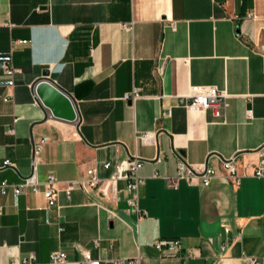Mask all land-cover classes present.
Here are the masks:
<instances>
[{"label": "crops", "instance_id": "0c3cea01", "mask_svg": "<svg viewBox=\"0 0 264 264\" xmlns=\"http://www.w3.org/2000/svg\"><path fill=\"white\" fill-rule=\"evenodd\" d=\"M5 62L17 69L12 78ZM45 70L72 97L76 124L45 119L33 90ZM192 86L226 94L222 118L179 104ZM133 89L141 98L131 104L124 96ZM146 133L156 144L140 140ZM134 156L143 161L141 218L128 212L122 181L118 200L89 188L68 199L62 190L89 168L108 179ZM263 158L264 0H0V182L35 172L40 184L0 196V264L29 254L44 264L53 251L71 262L88 251L98 261L264 264V176L254 177ZM180 159L216 174L208 186L182 179L171 188L165 177L176 176ZM49 176L61 188L54 207L42 193ZM157 240L182 250L160 252ZM185 249L199 255L184 258Z\"/></svg>", "mask_w": 264, "mask_h": 264}, {"label": "built area", "instance_id": "2783aa9c", "mask_svg": "<svg viewBox=\"0 0 264 264\" xmlns=\"http://www.w3.org/2000/svg\"><path fill=\"white\" fill-rule=\"evenodd\" d=\"M174 28V27H173ZM3 73L12 78L17 72V69L10 63L5 62L2 65ZM141 96L137 89H133L131 93L124 96V100L134 104ZM179 104L187 110H199L207 111L211 110L216 118H222L223 112L227 107L226 94L213 86H192L189 92L185 95L179 96ZM171 109L162 110L159 114V118H169L171 116ZM252 111L247 112L248 117L251 116ZM13 132V130H11ZM140 140L149 144H156V139L152 134L146 133L141 135ZM48 140L43 139L39 144L34 146V154H38L42 148V145ZM143 161L138 157H130L124 161H121L115 165V171L113 175L108 179H101L97 176L96 171L89 168L85 172V176L81 179L68 181L61 183L62 190L69 199L70 194L77 188H89L99 189V195L102 198H111L114 200L119 199L118 184L120 181L125 183V189L131 194L130 198L126 200L128 212L135 214L138 218L146 215V212L142 210L138 202V192L143 185V178L139 174V170L142 167ZM10 165L8 161L4 162V166ZM223 165L228 173L227 178L232 182L234 186H238L240 183L239 177L236 173V167L233 160H226ZM105 169L110 168V164H104ZM215 171L209 169L205 164L200 165H188L183 160L178 161L177 173L174 177H165L167 184L171 188H177L180 180H185L189 184L193 185L199 181L203 186H208L210 179L215 175ZM264 176V158L259 162L254 177L259 178ZM12 192L15 195H22L27 193H37L40 191V184L37 180L35 172H32L29 176L22 179L19 184H9L6 181L0 182V196H5L8 192ZM61 188L58 187L53 176H49L46 182L43 184L42 193L47 200L49 207L56 205V198ZM229 229L225 228V232L228 233ZM228 245L225 241L221 245V250H224ZM152 246L160 251L167 252L169 255H176L182 250L180 243L177 240H157ZM199 255L198 250L185 249L184 258H193ZM82 260L79 262H71L68 260L66 253L62 251H53L49 255V260L44 264H145L141 256H137L131 259H117L109 261L93 260L88 251L82 252ZM252 264H260L255 259H252ZM14 264H40L36 262L34 254H29L26 258L22 259L18 263Z\"/></svg>", "mask_w": 264, "mask_h": 264}, {"label": "water", "instance_id": "95a60500", "mask_svg": "<svg viewBox=\"0 0 264 264\" xmlns=\"http://www.w3.org/2000/svg\"><path fill=\"white\" fill-rule=\"evenodd\" d=\"M34 96L45 112V119L74 125L78 114L70 94L58 86L45 70L33 84ZM130 103V102H129Z\"/></svg>", "mask_w": 264, "mask_h": 264}]
</instances>
